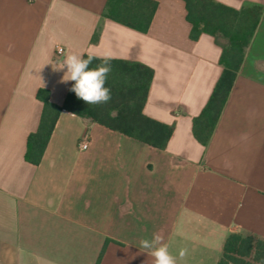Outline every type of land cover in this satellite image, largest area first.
Segmentation results:
<instances>
[{"label":"crops","instance_id":"obj_1","mask_svg":"<svg viewBox=\"0 0 264 264\" xmlns=\"http://www.w3.org/2000/svg\"><path fill=\"white\" fill-rule=\"evenodd\" d=\"M154 1L142 33L103 17L108 0H0V264H152L139 240L154 232L188 249L181 264H218L231 233L264 241V0H216L263 14L207 147L193 122L226 40H192L185 1ZM70 52L153 69L144 114L173 127L166 149L64 111L40 164L26 161L37 93L64 105L72 82L52 64Z\"/></svg>","mask_w":264,"mask_h":264},{"label":"trees","instance_id":"obj_2","mask_svg":"<svg viewBox=\"0 0 264 264\" xmlns=\"http://www.w3.org/2000/svg\"><path fill=\"white\" fill-rule=\"evenodd\" d=\"M184 1L187 20L192 26L190 33L192 40H198L202 34L226 40L220 57L222 74L208 102L193 122L195 139L207 147L231 94L247 48L260 23L263 6L255 4L237 10L216 0ZM157 7L158 3L154 0H108L103 17L146 33ZM96 36L97 34L95 38ZM97 63L99 61L94 60L90 67H95ZM111 64L112 72L106 84L111 88V100L106 104L87 105L78 99L74 92L68 91L64 105L59 106L51 101L49 90L42 88L38 91L37 98L43 103V112L37 131L31 133L27 140L25 154L27 162L33 165L40 164L64 111L154 148L166 149L173 134V127L144 114L154 78L153 69L139 62L122 59H113ZM113 112L115 115H112ZM262 262L264 241L233 232L226 239L223 255L218 264Z\"/></svg>","mask_w":264,"mask_h":264},{"label":"clouds","instance_id":"obj_3","mask_svg":"<svg viewBox=\"0 0 264 264\" xmlns=\"http://www.w3.org/2000/svg\"><path fill=\"white\" fill-rule=\"evenodd\" d=\"M113 59L111 53L107 52L102 56L92 52L86 54L70 52L59 64H52V67L53 71L63 72L60 83L74 82L69 91L74 92L78 99L87 105H100L111 100V88L106 84L112 72ZM94 60L99 63L95 67H90ZM139 248L152 257V264H181L188 255L186 247H181L178 255H173L169 243L165 242L161 234L155 232L150 239L141 238Z\"/></svg>","mask_w":264,"mask_h":264},{"label":"built area","instance_id":"obj_4","mask_svg":"<svg viewBox=\"0 0 264 264\" xmlns=\"http://www.w3.org/2000/svg\"><path fill=\"white\" fill-rule=\"evenodd\" d=\"M64 53H65L64 47L63 46H57L56 52H55L56 58L63 56ZM89 144H90V134H89V132H86L79 142V148L82 150H86V149H88Z\"/></svg>","mask_w":264,"mask_h":264},{"label":"rangeland","instance_id":"obj_5","mask_svg":"<svg viewBox=\"0 0 264 264\" xmlns=\"http://www.w3.org/2000/svg\"><path fill=\"white\" fill-rule=\"evenodd\" d=\"M223 39V38H222ZM223 40H225V39H223Z\"/></svg>","mask_w":264,"mask_h":264}]
</instances>
